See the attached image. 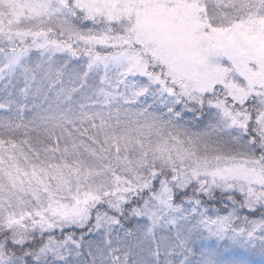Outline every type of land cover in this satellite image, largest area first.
<instances>
[{
    "label": "snow or ice",
    "instance_id": "1",
    "mask_svg": "<svg viewBox=\"0 0 264 264\" xmlns=\"http://www.w3.org/2000/svg\"><path fill=\"white\" fill-rule=\"evenodd\" d=\"M257 257L264 0H0V264Z\"/></svg>",
    "mask_w": 264,
    "mask_h": 264
},
{
    "label": "rangeland",
    "instance_id": "2",
    "mask_svg": "<svg viewBox=\"0 0 264 264\" xmlns=\"http://www.w3.org/2000/svg\"><path fill=\"white\" fill-rule=\"evenodd\" d=\"M225 2H227V0H225ZM65 86H69L67 85V82H65ZM182 107V105H178L177 106V110H179V108ZM182 116L184 118V120H191L192 119V113L188 112L187 110H185L182 113ZM203 118H201L200 122H196L195 124L192 125L191 130L192 131H199L202 127H203V123H202ZM98 123V121H97ZM85 127H87V125H85ZM83 139L87 142V137H83ZM79 231V230H77ZM256 264H264V262H261L260 258L257 257L256 258Z\"/></svg>",
    "mask_w": 264,
    "mask_h": 264
},
{
    "label": "trees",
    "instance_id": "3",
    "mask_svg": "<svg viewBox=\"0 0 264 264\" xmlns=\"http://www.w3.org/2000/svg\"><path fill=\"white\" fill-rule=\"evenodd\" d=\"M157 187H159V186L157 185Z\"/></svg>",
    "mask_w": 264,
    "mask_h": 264
}]
</instances>
